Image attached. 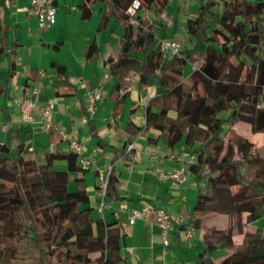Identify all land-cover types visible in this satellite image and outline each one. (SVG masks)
Returning <instances> with one entry per match:
<instances>
[{
	"label": "trees",
	"instance_id": "obj_1",
	"mask_svg": "<svg viewBox=\"0 0 264 264\" xmlns=\"http://www.w3.org/2000/svg\"><path fill=\"white\" fill-rule=\"evenodd\" d=\"M92 1L105 4L101 25L112 20L123 35L117 58L106 61L113 79L109 95H115L111 116L119 117L132 76L140 95L156 88L144 109V127L130 132L128 143L141 131L153 132L155 142L173 148L182 141L194 155L188 175L196 179L197 194L184 213L204 244L196 264H216L211 255L218 250L227 251L218 264H264V230L244 229L264 217V144L261 151L255 149L234 127L241 122L251 133H264V0H201L197 13L184 22L187 45L182 49L175 40L177 55L160 49L152 23L140 15L148 10L159 15L172 0H84L78 6L82 19L90 17ZM15 46L9 50L7 83L15 74ZM6 50L0 37V55ZM97 54L96 44H90L87 59ZM51 67L70 89L66 68ZM7 83L0 85V94ZM164 94L176 97L174 118L168 116ZM87 125L96 147L108 146L93 117ZM18 138L0 143V264H123L125 234L118 220L102 215L125 200L113 165L102 213L95 216L83 179L88 170L80 168L79 157L59 150L34 159ZM117 158L114 151L111 162ZM56 161L65 168H56ZM96 202L99 206V196ZM217 215L229 222L220 228L201 226L203 217ZM236 235H242L240 244Z\"/></svg>",
	"mask_w": 264,
	"mask_h": 264
},
{
	"label": "crops",
	"instance_id": "obj_2",
	"mask_svg": "<svg viewBox=\"0 0 264 264\" xmlns=\"http://www.w3.org/2000/svg\"><path fill=\"white\" fill-rule=\"evenodd\" d=\"M83 2L54 0L55 23L40 29L36 16L31 12V0H0V37L4 38L7 49L0 55V85L7 83L9 50L13 42L16 43L15 74L7 83L6 92L0 94V143L7 142L9 136H17L19 141L28 146L31 154L41 156L38 160H42L45 153L70 150L68 141L62 139L56 130H35V124L21 121L19 102L30 93L33 86H37L39 104L54 103L52 119L58 127L67 132L73 128L84 154L94 156L97 167L106 169L108 165H113L119 175L117 190L125 199L121 203L126 204V211L144 204L162 208L172 215L190 211L197 194L196 179L189 176L187 183L177 188L167 180H160L153 172L156 164L165 172L176 169L182 155L189 149L182 141L173 148L155 142L156 134L153 132L147 134L141 131L128 143L130 132L144 127V109L155 90L149 87L140 95L136 77L132 76L131 90L124 100L119 117L111 116L115 95H109L113 79L107 73L106 61L117 58L122 30L112 20H108L105 26L101 25L106 7L100 1H92L90 17L82 19L78 6ZM140 15L151 23V10L140 12ZM168 28L167 36L170 37L176 29H171V26ZM153 31L155 33V28ZM92 43L96 44L98 54L93 59H87V50ZM51 64L66 68L65 75L72 86L70 89L60 83L63 75L58 78ZM99 90L103 91V97L97 102L93 113H90L85 108L83 96L87 92ZM92 117L98 135L108 145L101 150L96 147L87 125ZM82 118L87 120L85 124L81 123ZM124 143L127 146L125 149ZM130 146L132 152L127 154ZM114 151L118 158L112 163ZM54 166L65 168L62 161H56ZM83 179L91 205L96 208L94 214L98 216L95 170H88ZM118 206L119 203L110 205L102 215L107 221L118 220L125 234L120 244L123 264H196V257L204 248L200 230L194 228V235L190 238L172 233L170 245L163 247L154 225L141 220L131 223L126 211L115 210ZM209 218L208 224L217 228L229 222L224 215ZM262 220L264 217L247 225L254 226V229L246 226L244 229L264 230V225H260ZM239 236L240 241L235 240L237 244L242 241V235ZM226 254V250H218L211 257L218 264Z\"/></svg>",
	"mask_w": 264,
	"mask_h": 264
},
{
	"label": "built area",
	"instance_id": "obj_3",
	"mask_svg": "<svg viewBox=\"0 0 264 264\" xmlns=\"http://www.w3.org/2000/svg\"><path fill=\"white\" fill-rule=\"evenodd\" d=\"M133 7L136 8L137 3H135ZM31 11L36 16L40 29L48 28L55 23L56 7L53 4V0H31ZM129 12L132 14L133 10L130 9ZM159 47L162 51L170 55H177L180 52V45L175 39H161L159 40ZM37 94L38 87L33 86L30 93L19 102L18 109L21 121L28 124H35V130H56L62 139L68 141L70 151H73L79 157L80 168L83 170H95L99 188L98 196L101 198L98 211L102 213L104 207L103 197L107 185L108 174L112 165H108L106 169L97 167L94 156L84 154L83 147L73 133V128L69 129V132H67L64 128L58 127V124L52 119L54 103L50 102L45 105H40L37 100ZM102 97L103 91L101 90L85 93L83 101L86 110L93 113L97 102L100 101ZM86 121L85 118L81 119V123L83 124H85ZM130 149L131 146L128 147V150ZM193 161L194 155L187 151L182 155L180 165L176 169L165 172L156 164L153 167V172L160 180H167L171 185L179 188L187 183L189 178L188 167ZM115 210L123 212L127 210V206L124 203H120ZM126 212L131 223L141 220L154 225L158 229V235L163 247H168L170 245L172 233L184 234L186 238H190L194 235V228L187 225L185 213L172 215L164 209L150 204H144L140 208H132Z\"/></svg>",
	"mask_w": 264,
	"mask_h": 264
},
{
	"label": "rangeland",
	"instance_id": "obj_4",
	"mask_svg": "<svg viewBox=\"0 0 264 264\" xmlns=\"http://www.w3.org/2000/svg\"><path fill=\"white\" fill-rule=\"evenodd\" d=\"M199 4H200V0H172L167 10L164 11L161 15H157L153 11H151V23L153 25V28H155L156 30L155 33L157 38L160 39L170 38L169 36H167L166 29H169L168 27L171 26V29H176L175 34L172 37L181 44V47L183 49L187 45V39H188V37L185 34L184 22L188 16H193L197 13ZM163 23L169 26L168 27L164 26ZM152 89L156 90L155 87H152ZM163 100L166 108L168 109V116L174 118L176 116V111H175L176 97L172 94H164ZM234 127L240 134L247 137L251 142L254 143L255 149L261 151V146L264 144V133L262 134L251 133L249 127L241 122L237 123ZM31 156L34 159L41 157L37 153H34V155L31 154ZM97 196H98V191H97ZM209 219H210L209 217H203L201 220L202 221L201 226L203 227L208 225ZM260 225H264V220L260 222ZM246 228L254 229V226L250 227L246 225ZM235 240L239 242L240 236L238 235ZM2 258H3V253L0 252V259Z\"/></svg>",
	"mask_w": 264,
	"mask_h": 264
}]
</instances>
